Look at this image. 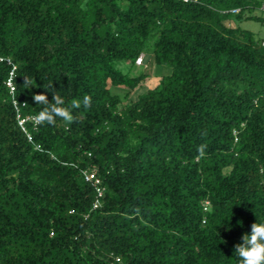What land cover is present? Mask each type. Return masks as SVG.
Returning <instances> with one entry per match:
<instances>
[{"label":"trees","instance_id":"trees-1","mask_svg":"<svg viewBox=\"0 0 264 264\" xmlns=\"http://www.w3.org/2000/svg\"><path fill=\"white\" fill-rule=\"evenodd\" d=\"M257 10L0 0V264H239L264 221V38L241 26ZM141 55L159 80L129 101ZM45 84L91 106L37 124Z\"/></svg>","mask_w":264,"mask_h":264},{"label":"clouds","instance_id":"clouds-1","mask_svg":"<svg viewBox=\"0 0 264 264\" xmlns=\"http://www.w3.org/2000/svg\"><path fill=\"white\" fill-rule=\"evenodd\" d=\"M141 57V56H140ZM139 57V58H140ZM25 88L35 87L32 79L24 76ZM45 92H51L52 101L48 100L45 93H38L33 95V101L37 105H43L41 110L36 114L34 120L37 124L55 125L57 118L64 122L71 124L75 117L72 114V109H79L82 105L85 108L91 106L92 97L85 95L82 102L73 99L69 107L64 106L65 101L63 97L57 92L53 91L52 84L44 85ZM206 145L201 144L197 151V159L205 157ZM242 243L235 245L234 253L238 256L239 264H264V221L255 222L251 225L250 233H245L242 236Z\"/></svg>","mask_w":264,"mask_h":264},{"label":"rangeland","instance_id":"rangeland-1","mask_svg":"<svg viewBox=\"0 0 264 264\" xmlns=\"http://www.w3.org/2000/svg\"><path fill=\"white\" fill-rule=\"evenodd\" d=\"M264 1V0H263ZM258 14L264 15L262 11L257 10ZM241 26L247 29L252 30L253 32L257 33L259 36L264 38V23L255 21V20H242ZM152 63V62H151ZM149 62L148 55H141L140 58L136 61V68L134 69L137 71L139 68L145 69L149 73V76L141 82V84L136 87L131 93L128 100H134L138 94L145 92L147 89L154 87L159 80V75L154 72V65ZM124 66V64L122 65ZM125 100L124 103H128L129 101Z\"/></svg>","mask_w":264,"mask_h":264},{"label":"built area","instance_id":"built-area-1","mask_svg":"<svg viewBox=\"0 0 264 264\" xmlns=\"http://www.w3.org/2000/svg\"><path fill=\"white\" fill-rule=\"evenodd\" d=\"M8 83L10 84V81ZM25 119L26 118H20L19 119V124L22 125V123L24 122ZM85 178L87 180H93L95 182H98L97 178L94 175V172L85 173ZM98 195H101V190H99V189H98ZM96 205H97V202L94 203V206H96Z\"/></svg>","mask_w":264,"mask_h":264}]
</instances>
